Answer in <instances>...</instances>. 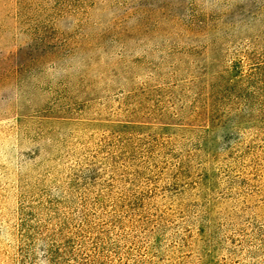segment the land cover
<instances>
[{
	"label": "rangeland",
	"instance_id": "374dc122",
	"mask_svg": "<svg viewBox=\"0 0 264 264\" xmlns=\"http://www.w3.org/2000/svg\"><path fill=\"white\" fill-rule=\"evenodd\" d=\"M170 4L0 0V79L7 76L0 81V264H264V106L254 102L236 116L244 103L232 101L241 96L232 85L219 107L221 117L229 115L226 124L172 117L183 107L180 90L191 67L206 69L198 89L205 99L209 75L237 82L264 62V0H175L174 10ZM163 6L164 16L145 15ZM139 7L148 25L143 33ZM207 17L217 26L214 49L205 53L202 39L195 52L175 50L173 33ZM154 28L159 41H152ZM104 30L106 48L72 59L75 37ZM33 32L45 45L33 58L44 66L17 53L16 37ZM16 53L24 67L10 80ZM50 53L58 59L49 60ZM209 57L217 60L210 70ZM58 69L73 84L56 85ZM108 136L169 141L179 150L172 164L183 170L176 180L161 176L167 165L154 170L145 141L136 140L137 151L123 159L138 165L130 170L136 182L100 206L99 188L94 195L82 190L87 169L101 168L92 167L91 155ZM102 170L107 180L110 170ZM145 177L153 184L144 185Z\"/></svg>",
	"mask_w": 264,
	"mask_h": 264
},
{
	"label": "trees",
	"instance_id": "16d2710c",
	"mask_svg": "<svg viewBox=\"0 0 264 264\" xmlns=\"http://www.w3.org/2000/svg\"><path fill=\"white\" fill-rule=\"evenodd\" d=\"M162 1V0H158ZM168 3H173L175 0H166ZM169 7L173 8L171 10H174L178 4H175L174 6L171 5ZM164 9L158 8L156 11H150V10H143L140 7L134 11V14L138 16V22L139 27L137 28V33H143L144 29L147 28L148 25H146L143 22L142 16L145 11V15H152V14H158L160 16H164L168 7L163 6ZM94 7H92L93 9ZM147 9V8H146ZM125 16V15H124ZM153 16V15H152ZM176 17V16H175ZM126 20V17L124 21ZM198 20V19H197ZM193 20L190 21V23L184 25L181 27L180 31H175L174 37L176 40H178V43L175 45L174 49L178 50L180 48H190L193 50H190L191 52H195L197 49H201V40L205 39V45L202 46V49H204L205 53H208V51L213 50L216 44V33H217V26L213 18L207 17V19L199 20L197 23ZM124 21L122 23H124ZM159 23H156L158 25ZM123 25V24H122ZM142 26V27H141ZM37 32L29 33V34H22L21 37H16V41L19 43V48L17 49V53H21V51H24L26 60L28 62L35 61L36 63H39L41 66H44L43 60L38 62L34 57L35 53H40L43 51V47L45 46L43 41V38L40 36H36ZM135 34V33H134ZM121 36V35H120ZM108 38V34L105 33V30L102 34L100 33H93L92 35H78L73 39V45L71 47V53L70 55L73 58L82 56H85L87 52L92 50L94 47H97L98 49H104L106 47H103L105 44V40ZM120 38V37H119ZM170 38L172 39V35H170ZM152 41H159L162 39L161 30L158 28H154V33L152 36ZM115 40V39H113ZM119 40V39H118ZM191 46H193L191 48ZM67 45H65L63 48H59L60 52L63 51L62 49L66 48ZM14 54L13 58L10 60V80L12 78H16L19 76L20 70L24 67L21 65V67L18 64H21L23 61L18 54ZM49 54V52H48ZM49 60H57L58 54L56 53H50L48 55ZM211 60V63L209 64V70L213 67H215V64L217 63V60L215 58L209 57ZM193 70V75H190V81L188 82L186 89H181L183 96H181V99L178 101L180 102L183 107L177 109L175 113H169L170 116L179 118L180 116H183V114L186 116L188 120H191L193 122H199L202 123L204 117L207 118L209 122L212 124H226V118L229 117V115L225 117H221L220 115V109L221 104L223 101L227 100L226 97L222 96V93L224 91H227V88L231 87L232 85L238 86V90L241 92V96L233 97L232 101H237V103L241 104L244 103V109H241L239 112L235 113L236 116H244L246 111L249 108V105L252 108V104L254 102H257L260 106H264V95L256 96L257 91H264V62L261 63H255L253 64L245 73H241L240 77H236L235 81L237 82H225L222 75H219L215 73V75H209V81H208V98L201 99V94H198V89L202 87V84L200 83V78L204 75V72H206L205 67L203 68H197V67H191ZM46 69V67H45ZM61 69L52 71L53 74L58 78V81L56 85H60L61 87H69V85L73 84V81L70 77H64V73L60 72ZM49 71V70H47ZM70 71H73V68L70 67ZM76 72V71H75ZM114 70H106V73L113 74ZM206 74V73H205ZM7 77V76H6ZM6 77H3L2 79H5ZM103 78V76H101ZM0 79V81L2 80ZM101 79V78H100ZM16 80V79H15ZM60 82V83H59ZM78 84L83 83V81L77 82ZM178 89V88H177ZM145 90V89H144ZM138 92V91H137ZM142 93H147V91H140ZM203 93V92H201ZM191 98L190 100L186 101L184 98L188 97ZM230 98V96L226 95ZM170 102L176 101V98L169 93ZM231 99V98H230ZM248 107V108H245ZM175 109V108H173ZM172 109V110H173ZM246 110V111H245ZM253 110V108H252ZM136 137H129V136H108L102 140L99 141L96 147V151L93 155H91V159L93 160L92 167H98L101 166V168L98 167V169H87V176H86V182L87 184L83 186V193L87 194L90 193L91 195H94L95 193H99L101 195L99 198H97L96 203L100 206L104 204H100V201H110L114 199L115 196L121 195L120 193L116 191H122L121 188L123 186H133V182H136L132 175H130L131 168L138 167L136 163H130L128 166H125L124 158L125 154L128 153H135L137 151L138 143H143L145 141L146 143V151L149 155V162L152 167H154V170H157V168L160 165H167V169H164L165 176L169 179L176 180L178 179V175L180 172H182L183 167L176 166L172 164V161L176 159L175 157H178L179 150H176L174 146L169 141H166L162 138H153L148 137L145 139H140ZM136 140H138L136 142ZM151 154H149V150ZM161 159H164L165 162H161ZM180 162V160L178 159ZM144 166V165H142ZM158 166V167H157ZM145 167V166H144ZM174 168L176 170L175 173H177L174 177H171L168 175L170 168ZM110 170V176L107 180H103L101 178V172L102 169H108ZM147 172L150 173L148 169L145 168ZM100 176H99V175ZM152 174V173H151ZM107 175V174H105ZM177 176V177H176ZM133 180V182H132ZM143 184L146 186L152 185V181L148 180V177H145L143 179ZM92 188V189H91ZM99 188L95 193H91V190H95ZM115 194V196H113ZM119 199L121 197H118Z\"/></svg>",
	"mask_w": 264,
	"mask_h": 264
}]
</instances>
